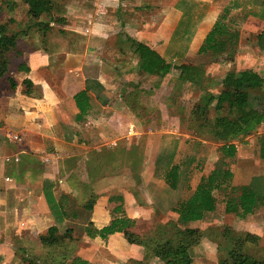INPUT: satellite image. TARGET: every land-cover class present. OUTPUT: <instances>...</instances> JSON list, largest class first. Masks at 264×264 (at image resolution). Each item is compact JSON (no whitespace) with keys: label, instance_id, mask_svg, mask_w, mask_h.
<instances>
[{"label":"crops","instance_id":"0c3cea01","mask_svg":"<svg viewBox=\"0 0 264 264\" xmlns=\"http://www.w3.org/2000/svg\"><path fill=\"white\" fill-rule=\"evenodd\" d=\"M70 2L58 6L55 0V3L49 7L53 22L44 26L39 31V35L45 36L48 30H54L56 35L81 32L88 37V42L101 43L100 47H84L83 53L99 51L105 59L101 60L98 66L99 74L94 78L85 76L84 61L74 57L78 53L73 47L61 50L63 47L53 46L50 43L52 47L41 48L34 43L31 49L22 51L13 61H8L7 75L4 77L6 82L9 78L13 79L16 87L11 89L8 82V86L0 90V232H3L2 241L5 239L6 243L8 230L11 233L30 231L29 233L35 234L38 239L57 238L60 236L59 225L65 226L80 218L78 213L70 212L67 205L70 202L74 203L76 198L83 199L87 194L89 199L87 201L85 198L86 202L83 200L82 209L85 211L84 205L90 204V198L94 196L95 203L89 210L87 222H90L95 229L109 225L118 217H127L133 220L135 225H139L141 220L150 222L151 218L157 219L162 225L178 219V215L172 211L176 203H167L163 209H155L151 204L154 206L157 193L153 197L150 195L148 200L144 199V201L135 196L138 195L140 188L134 184L132 178L137 176L134 181H138L139 173L131 170V176L122 174V176L92 178L86 169L88 163L83 161L85 152L79 151L78 154L67 155L64 151V156L68 157L65 159L49 148L59 149L65 144L79 147L76 141L80 142L81 136L86 137V135L92 138L102 135L105 140L107 131L111 132L110 128L113 127L108 119L103 118L104 115L120 117L131 113L127 112L128 106L125 103L118 110L111 106L110 98L108 103L101 102L102 95L97 94L95 92L97 90H93L91 86L97 85L102 92L104 89H110L109 94L113 93L112 88H118L122 77H118L117 73L122 71L125 64L122 59V53L125 51L124 47H112L113 43L123 41L128 43L131 53L129 59L132 61L134 57L137 58L136 66L140 70L155 66L157 60L150 52L157 54L165 63L166 58L170 56H174L181 63H188L186 61H190L192 55H195L190 52L199 54L198 50L216 19L210 21L209 14L205 16L193 10L195 3L208 2V0H98L94 5L89 2L91 7L72 5ZM76 2L82 3L78 0ZM261 10L264 13V6ZM261 18L263 21L261 30H263L264 16ZM225 24L229 26L226 21ZM258 25L255 24L256 28ZM238 32L234 63L242 64L246 59L244 56L246 47L238 45L239 42L241 44L244 31L240 29ZM174 47H178L176 51H173ZM61 52L65 55L63 61L58 59ZM208 53L212 55L211 52ZM223 58L225 57H218L217 65L214 64L217 70L228 68L227 65L233 64L232 58L225 61L224 65L219 64V59ZM189 64L197 66L200 62ZM248 69L255 71L252 68ZM24 80H29L32 85L29 88L30 94L25 93L27 87ZM82 90H86L89 95L90 109L82 121H75L78 110L73 96ZM122 97L121 93L115 95V99L121 100V104ZM95 103L100 107H94ZM263 128L264 122L256 130H264ZM262 134L264 135V131ZM80 147L89 148L91 144ZM157 151L159 150H156L151 159L149 158V170L145 171L142 177L145 185L156 178L155 180H162L164 186L169 188L162 177L155 175V160L160 153ZM259 157L264 158L260 149ZM69 159L71 163H68L72 166L64 173L61 166ZM233 166L237 165L231 164V168L227 165L232 173L231 185L243 186L251 183H254L255 187L257 184L264 185V174L247 166L246 162L239 166V169L235 168L243 174L242 177L236 175ZM248 174L249 178H247ZM191 180L187 181V186L184 187L189 192L187 198L191 196L199 182L198 180L192 185ZM44 182L53 185L52 192L56 200H59L60 196L66 197L67 215L60 224H56L47 206L43 192ZM145 192L152 193L146 190ZM115 209L121 212L115 213ZM203 221L190 222L187 227L197 228L198 223ZM242 230L258 237L259 240L263 238L264 205L245 218ZM126 235L125 231L115 232L104 241L99 237L90 238L85 234L82 238L84 246L80 249L79 256L90 264H161L156 256L138 242L137 237L128 240L125 238ZM101 243L102 247H99ZM203 246L205 251L211 247L210 244ZM195 248L196 246L192 249ZM197 259H193L191 264H207Z\"/></svg>","mask_w":264,"mask_h":264},{"label":"rangeland","instance_id":"374dc122","mask_svg":"<svg viewBox=\"0 0 264 264\" xmlns=\"http://www.w3.org/2000/svg\"><path fill=\"white\" fill-rule=\"evenodd\" d=\"M7 1L10 0H0V23L7 24L11 31L19 32L16 38L15 49L7 53L8 61H13L22 51L31 49L34 43H37L41 48L52 47V45L63 47L61 50L73 47L76 49V53H78L74 57L84 61L83 66L85 68L83 72L85 76L94 78L99 74L100 67L98 66L101 64V60L105 59L103 54L99 53V51H87L86 53H83V51L84 47H100L101 43L88 42V37L81 32L60 33L56 35L54 30H48V35L45 33V36H40L39 31L44 26H35L33 24L35 20H30L26 13L28 9L27 5L21 0H11L12 5L8 6ZM68 1H71L72 5L83 6H90L91 3V0H78L82 3L76 2L77 0H56V3L58 6H62L61 3L65 5ZM262 6H264V0H208V2L195 3L193 10L195 13H203L205 16L209 14L210 17L208 19L210 21L215 18V22L219 20L226 21L230 28L238 29V31L243 29L241 44L239 42L238 46L246 47V52L244 53L246 59L245 63L235 64V55L231 61L232 65L229 64L227 65L228 68L217 70L218 68L214 66L217 65L218 57L210 55V53H207L208 55H199L192 51L190 54L195 55H192L190 61H186L188 62L187 64L200 62L198 65L203 67L205 75L209 79L212 78L214 80H220L227 70L242 71L248 68L254 69L264 79V51L262 52L257 48L256 41L257 34L262 31L263 21L261 16H264L261 10ZM42 20L45 22L47 18H40V21ZM255 24H259L258 28H256ZM112 47H124L125 51L122 53L123 63L125 64L123 65V69H121L122 71L117 73L118 77H122L118 88H112L111 91L113 93L109 94L110 89H104L102 92L97 85L92 84L91 86L93 90H97L95 91L97 94L102 95L101 102L105 101L108 103L110 98L111 106L118 110L125 103L128 106L127 112L131 113L128 115L126 111H122L126 114L120 117L111 114L104 115L103 118L108 119L107 121H110V125L113 127L110 128L111 132L107 131L105 140L102 135H97L93 138L86 135V137L81 136L80 142L76 141L79 147L65 144L59 149L55 147H50L49 149L53 150L52 152L59 153L60 157L63 156L65 159L68 157H65L64 154L72 155L78 154L79 151L81 153L85 152L86 156L83 161L88 163L86 169L92 178L122 176V174H130L131 176L132 171L139 173L140 178L138 181H134L137 176H133L132 178L134 184L140 188L138 195L135 196L144 201L150 195L153 197L157 193V200L154 206L153 204L151 205L155 209H163V206L167 203L174 204L188 197L189 192L184 189L187 181L192 179L191 184L193 185L199 180L201 175L206 176L208 171L217 167L216 164L221 159L219 147L222 143L213 140L209 136L205 130L207 121H202L198 124L203 128L204 134L196 132L195 129L198 126L191 127L189 115L193 105L197 101L199 91L189 86L188 83H182L177 79L173 65L181 63L180 61L176 60L174 56H170L166 58V63H162L163 65L156 61L155 66H148L140 70L136 66L137 58L134 57L132 61L129 59L131 53L128 43L124 41L122 43L116 42L113 43ZM174 48L173 51H176L178 47ZM62 52L59 55V60L64 59L65 55ZM4 86H8L5 77L0 81V90ZM215 86L212 91L216 94L221 90L222 86L220 84ZM118 93H121L123 96L122 104L121 100L115 99V95ZM214 105V108H211L209 111L208 116L210 119L218 114L225 113L223 104L215 102ZM94 107L100 106L98 103H95ZM256 129L249 135H243L232 140V143L236 145L237 152L234 158L225 159V161H227L229 168H231V164L237 165L232 167L237 176L242 177L243 174H240L235 168L238 167L239 169V166L244 165L245 162L247 166H251L253 169H256L255 171L264 174V158L261 159L259 157L261 145L259 137L263 135L262 132L264 130L259 131ZM69 136H71V133H69ZM65 141H68V139H65ZM89 144H91L89 148L80 147L81 145ZM156 150H159L157 153L162 150L175 152L174 163L181 166L180 170L182 172L176 191L170 190L166 185L164 186L162 180H155L156 178L154 180L151 179V182L145 185L142 175L144 176L145 171L149 170V161L154 156ZM64 151L66 152L63 154ZM66 162L71 163V161L70 159L65 160V163L61 166V170L64 173L72 166ZM80 164H82V161H80ZM44 168L47 167L45 166ZM247 178H249V174ZM145 190L152 191V193L147 194ZM229 191H224L227 193V196L229 195ZM214 195L217 198L216 211L210 214L205 221L198 223L200 230L204 231L209 227L220 228L227 225L237 232H242L245 219H239L233 214H226L224 212V194L221 191H216ZM88 196L89 194L84 196L83 199L76 198L74 203L70 202V206L67 205L69 211L78 213L80 218L65 226L59 225L58 232L60 236L55 238V242H44L42 239H38L35 234L29 233L30 231H21L19 233L12 231L11 233L8 230L6 243L5 239L2 241L3 232H0V264H29L26 261L27 259L35 261V264H67L71 259L81 257L79 253L80 249L84 246L82 238L85 235L84 230L86 224H88L87 219L89 217V210L85 209L84 211L82 204L85 198L88 201ZM138 224L127 231L125 230L127 233L126 239H134L135 233L136 235L138 233L142 234L143 231L145 232L148 229L153 231V227L160 225V222L155 218H151L150 222L141 220ZM207 224L209 226L206 227ZM66 228L72 229L71 240H66L62 237ZM156 232L153 231L151 235L155 237L154 233L156 234ZM130 235L133 237L129 238ZM137 240L139 242L140 238ZM201 241L205 242H200L192 250L194 259H201L207 264H218L216 243L207 237ZM141 244L143 243L141 242ZM204 244H210L211 247L205 251ZM244 246L243 249H246L249 254L258 260L264 261V236L257 243L247 241ZM99 247H102V243ZM231 247L234 248V243H232ZM148 251L150 252V250ZM159 261L161 260L159 259Z\"/></svg>","mask_w":264,"mask_h":264},{"label":"trees","instance_id":"16d2710c","mask_svg":"<svg viewBox=\"0 0 264 264\" xmlns=\"http://www.w3.org/2000/svg\"><path fill=\"white\" fill-rule=\"evenodd\" d=\"M27 5V15L34 21L35 26H47L53 22L49 7L55 0H21ZM8 6L12 1H7ZM44 16L47 20L40 21ZM17 31H11L7 24L0 23V78L7 74L8 59L7 53L16 47ZM239 32L231 29L225 22L219 20L215 22L211 30L205 36L198 53L205 54L211 52L215 57H225L219 59V64L233 58ZM258 48L264 51V27L260 34L256 36ZM154 58L163 63L164 61L154 52H150ZM177 79L182 83H188L192 88L199 91L196 103L190 111V125L192 128L198 126L196 132L204 134L200 127L202 121H207L206 131L209 136L221 142L219 152L221 159L216 168L211 170L206 176H202L196 185L193 193L187 199L177 201L172 209L178 215L175 222H168L164 225L154 226L153 231H157L154 236L153 231L148 229L142 234L138 233L134 237L140 238L139 242L150 252L160 259L164 264H191L194 259L193 247L199 245L205 237L216 243L218 254V264H264L263 260H258L246 249H243L246 242L257 243L258 237L247 232H237L230 226L220 228H207L204 231L197 228H189L187 225L194 221H203L210 214L216 211L217 198L214 192L221 191L224 194V212L233 214L239 219H245L254 214L264 205V185L257 187L254 183L243 186L231 185L232 173L227 168L225 159H231L236 154V146L232 140L243 135L252 133L261 123L264 122V79L255 71L245 69L239 72L229 70L220 80L208 78L204 69L200 65L187 63L174 64ZM11 89H15L16 83L13 79L7 80ZM27 87L26 94H30L29 88L32 86L29 80H24ZM221 85L218 93H213L215 85ZM78 113L75 121H82L90 109V98L86 90L77 92L73 96ZM215 102H220L225 107L224 114H218L214 118H209V111L214 108ZM193 124V125H192ZM261 141V156L264 154V135L259 137ZM175 152L161 151L155 160V175L162 177L170 189L176 190L181 177V166L174 163ZM187 186V185H186ZM185 186V187H186ZM53 185L44 182L43 192L56 224H60L65 215L66 197L60 196L56 200L52 192ZM230 190L229 195L224 191ZM91 203L84 205V209L90 210L95 203V197L91 196ZM114 212H121L115 209ZM135 226V222L127 217L113 219L109 225L101 229H95L88 222L84 233L90 237H99L106 240L115 232L127 231ZM126 233V232H125ZM64 239H72V229L66 228L62 234ZM133 236L130 235L129 238ZM44 242H55V239L44 238ZM234 243V248L231 247ZM29 264H35L33 260H26ZM67 264H90L87 260L75 257Z\"/></svg>","mask_w":264,"mask_h":264},{"label":"built area","instance_id":"2783aa9c","mask_svg":"<svg viewBox=\"0 0 264 264\" xmlns=\"http://www.w3.org/2000/svg\"><path fill=\"white\" fill-rule=\"evenodd\" d=\"M98 2V0H91V3L94 5Z\"/></svg>","mask_w":264,"mask_h":264}]
</instances>
